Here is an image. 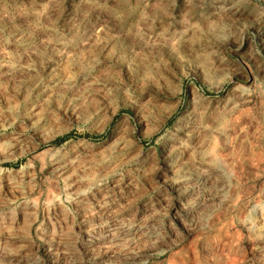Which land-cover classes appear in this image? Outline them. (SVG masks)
<instances>
[{
    "label": "rangeland",
    "instance_id": "rangeland-1",
    "mask_svg": "<svg viewBox=\"0 0 264 264\" xmlns=\"http://www.w3.org/2000/svg\"><path fill=\"white\" fill-rule=\"evenodd\" d=\"M220 13L0 0V264H264V32Z\"/></svg>",
    "mask_w": 264,
    "mask_h": 264
},
{
    "label": "clouds",
    "instance_id": "clouds-1",
    "mask_svg": "<svg viewBox=\"0 0 264 264\" xmlns=\"http://www.w3.org/2000/svg\"><path fill=\"white\" fill-rule=\"evenodd\" d=\"M211 3H218L221 6L219 18L211 25L212 31L209 33L211 40L209 46H215L219 49L223 57H231L232 55L240 56V48L233 47V41L237 45L240 41L249 35L253 30L264 32V0H210ZM215 15V14H214ZM207 17H201V22H206ZM255 44H251L250 48L255 49ZM251 63L252 68L256 73H259L264 68V56L257 55L254 51L244 53L242 58ZM241 72L247 71L242 60L236 61ZM135 69L130 70L128 87H132L135 91ZM264 79V78H262ZM127 99L126 97H122ZM191 120L192 116L189 115ZM166 188V185H164ZM160 195L167 198V192L161 190ZM180 200L182 197H177ZM177 215H186L183 206L175 209ZM176 217H173L175 219Z\"/></svg>",
    "mask_w": 264,
    "mask_h": 264
}]
</instances>
